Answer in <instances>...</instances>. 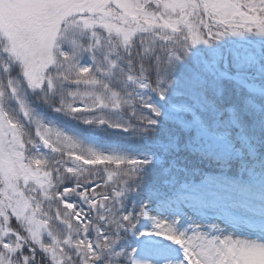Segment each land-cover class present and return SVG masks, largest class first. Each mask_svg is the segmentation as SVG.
<instances>
[{
  "label": "snow or ice",
  "instance_id": "1",
  "mask_svg": "<svg viewBox=\"0 0 264 264\" xmlns=\"http://www.w3.org/2000/svg\"><path fill=\"white\" fill-rule=\"evenodd\" d=\"M0 264H264V0H0Z\"/></svg>",
  "mask_w": 264,
  "mask_h": 264
}]
</instances>
